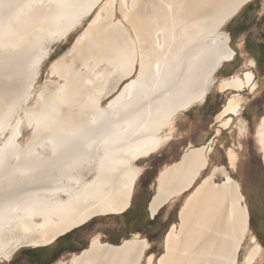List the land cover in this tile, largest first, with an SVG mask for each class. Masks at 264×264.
<instances>
[{
  "label": "bare ground",
  "instance_id": "obj_1",
  "mask_svg": "<svg viewBox=\"0 0 264 264\" xmlns=\"http://www.w3.org/2000/svg\"><path fill=\"white\" fill-rule=\"evenodd\" d=\"M250 1L0 0V137L10 134L0 147V264L129 208L143 171L136 163L172 139L178 115L206 100L236 55L223 27ZM89 18L40 85L54 46ZM218 87L236 94L216 116L217 136L257 82L246 71ZM256 136L264 166V115ZM213 147H191L164 168L153 216L193 188ZM226 160L185 200L159 258L135 233L119 245L97 236L67 264H264L229 172L239 155L229 148Z\"/></svg>",
  "mask_w": 264,
  "mask_h": 264
},
{
  "label": "rangeland",
  "instance_id": "obj_2",
  "mask_svg": "<svg viewBox=\"0 0 264 264\" xmlns=\"http://www.w3.org/2000/svg\"><path fill=\"white\" fill-rule=\"evenodd\" d=\"M249 4H251L254 8L253 13H251V18L246 23L244 31H236L235 26L238 22L243 20L244 12ZM90 19L91 18L87 19L82 26L77 28L66 41L54 46L55 53L44 65L43 73L39 80L40 85L44 84L46 81L51 63L63 55L72 46L78 35L84 30V28H86ZM223 31L230 35V46L235 50L236 55L232 62L225 63L217 72L215 75L217 83L211 89L209 94L218 95L221 99L220 104L224 106L228 99L236 93L234 91H227L224 93L220 92L218 87L219 82L232 75L242 76L241 74L246 71H250L255 75L258 87L254 91L245 90L240 93L243 101L240 115L238 117H234L230 127L228 129H221L219 136L214 139L213 152L209 157L210 163L207 169L202 172L193 188L163 208L148 229L146 228V230H143L142 228H139L137 230H133V232L141 234L140 236L142 238L148 240L150 249L146 254H154L155 258H159L164 253L165 237L172 225L179 224V212L184 205L185 200L194 191L203 178L210 173L213 166H227L226 152L229 148L234 149L239 155V160L235 169L229 168V172L231 176L238 180L242 186V192L246 198L249 215L252 217L251 225L253 228H251L249 221L251 234L254 236L255 234H258L262 239H264V166L261 148L256 136L259 120L264 115V73L258 71L257 63L251 55L246 52L244 47L246 37H258L260 32L264 33V0H251L223 27ZM110 98L111 97L105 99L104 104H108ZM222 108H220L219 113ZM180 115H178L177 119ZM9 135V132L6 131L5 134L0 137V147L4 144ZM179 135L180 131L177 133L175 130L172 139L157 153L149 156L148 158L141 159L136 163L143 169V171L136 183L134 198L138 193L145 195L148 199L151 198L154 193L152 185L159 172H161L165 167L181 159V156L185 153L186 148L184 146L186 144L185 139L177 138ZM115 230L117 233L122 234L121 236L123 237H120L121 239L117 240H108V235ZM31 232L32 231H28L27 233L31 234ZM135 233H131L129 235L125 228H123L121 214L98 217L85 226L73 231V234L76 235V241L80 243L76 246V251L61 254L58 260L52 264H67L74 254H79L83 250L87 249L91 240L97 236L100 237L102 242L115 245L114 242L121 244L123 240L130 239ZM55 244L56 241L45 246H23L17 251L11 261L1 264H29L25 261V259H23V251L37 248H48ZM146 260L147 258L143 260L142 264H146ZM156 262L157 260L154 264H156Z\"/></svg>",
  "mask_w": 264,
  "mask_h": 264
},
{
  "label": "crops",
  "instance_id": "obj_3",
  "mask_svg": "<svg viewBox=\"0 0 264 264\" xmlns=\"http://www.w3.org/2000/svg\"><path fill=\"white\" fill-rule=\"evenodd\" d=\"M220 102L221 99L218 95L209 94L204 102L194 105L187 111L181 113L180 117L176 120L175 130L177 133L180 131V135L177 136V138L185 139V152L190 149L191 146L200 147L216 139V130L219 126L216 116L218 115L220 108L223 107ZM161 172H159V174ZM159 174L152 185L154 188V193L151 198L148 199L141 193H138L134 198L133 193L131 204L126 210L127 212L125 211L126 214H121L123 228H125L129 235L131 233H135L133 230H137L139 228H142L143 230H146V228L148 229L152 225V222L155 220V218L160 214L162 209L169 205V203H167L161 206L156 215H152L150 205L157 193L159 183L158 179L160 177ZM121 235L122 234L117 233L114 239H121L120 237H123Z\"/></svg>",
  "mask_w": 264,
  "mask_h": 264
},
{
  "label": "flooded vegetation",
  "instance_id": "obj_4",
  "mask_svg": "<svg viewBox=\"0 0 264 264\" xmlns=\"http://www.w3.org/2000/svg\"><path fill=\"white\" fill-rule=\"evenodd\" d=\"M250 18L251 12L248 11L244 14L243 20L236 24L235 30L244 31L246 28L245 25L250 20ZM244 47L246 52L251 55V57L257 63L258 71L264 73V33L260 32L258 37H246L244 41ZM116 234L117 231H112L111 234L108 235V240L114 239ZM75 236V234H72L71 236L60 240L55 245L50 246L41 252L28 254L25 261L29 264H49L55 257H57L60 252L63 254L69 253V251H76V246L80 243L76 241Z\"/></svg>",
  "mask_w": 264,
  "mask_h": 264
},
{
  "label": "trees",
  "instance_id": "obj_5",
  "mask_svg": "<svg viewBox=\"0 0 264 264\" xmlns=\"http://www.w3.org/2000/svg\"><path fill=\"white\" fill-rule=\"evenodd\" d=\"M248 11H250L251 13H253V11H254V8H253V6L251 5V4H249L248 5V7L246 8V11L244 12V14L246 13V12H248ZM223 67V66H222ZM221 67V68H222ZM220 70V69H219ZM233 76V75H232ZM231 77V76H230ZM127 212V211H126ZM126 212H124V213H122L123 215H125L126 214ZM251 223H252V217H250V226H251V228H253L252 227V225H251ZM73 234V231H71V232H69V233H67L66 235H64V236H62V237H60V238H58L57 240H56V243H58L60 240H62V239H64V238H66V237H69V236H71ZM255 236H256V238H257V240L259 241V243L262 245V247L264 248V239H262L258 234H255ZM115 243V245H119V243H117V242H114ZM44 249H46V248H37V249H30V250H26V251H23L22 253H23V259H25L26 260V256L28 255V254H33V253H36V252H41L42 250H44ZM68 252V251H67ZM69 252H75V251H69ZM62 254V252H60L58 255H57V257H55L54 259H53V261H51V263H49V264H52V263H54L55 261H57L58 260V258H59V256Z\"/></svg>",
  "mask_w": 264,
  "mask_h": 264
},
{
  "label": "water",
  "instance_id": "obj_6",
  "mask_svg": "<svg viewBox=\"0 0 264 264\" xmlns=\"http://www.w3.org/2000/svg\"><path fill=\"white\" fill-rule=\"evenodd\" d=\"M63 236V235H62ZM61 237V236H60ZM60 237H57L55 240H57L58 238H60Z\"/></svg>",
  "mask_w": 264,
  "mask_h": 264
}]
</instances>
